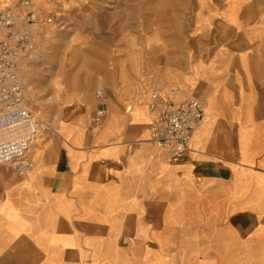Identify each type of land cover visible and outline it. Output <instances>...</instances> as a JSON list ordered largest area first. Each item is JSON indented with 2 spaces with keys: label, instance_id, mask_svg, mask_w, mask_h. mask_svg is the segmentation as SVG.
Wrapping results in <instances>:
<instances>
[{
  "label": "crops",
  "instance_id": "0c3cea01",
  "mask_svg": "<svg viewBox=\"0 0 264 264\" xmlns=\"http://www.w3.org/2000/svg\"><path fill=\"white\" fill-rule=\"evenodd\" d=\"M192 9L175 66L145 64L87 106L69 91L29 170L0 164V264H264V0ZM168 83L206 102L179 162L150 139V89Z\"/></svg>",
  "mask_w": 264,
  "mask_h": 264
},
{
  "label": "rangeland",
  "instance_id": "374dc122",
  "mask_svg": "<svg viewBox=\"0 0 264 264\" xmlns=\"http://www.w3.org/2000/svg\"><path fill=\"white\" fill-rule=\"evenodd\" d=\"M19 1L13 3L15 10ZM69 1L65 13L46 14L31 1L39 24L22 23L23 11L17 10L16 25L32 37L30 52L20 60L26 104L47 120L35 141L48 132L60 131V100L69 91L86 96L87 106L86 100L97 97L98 90L107 93L126 84L122 70L127 77L142 80L145 64L152 70L175 66L177 45L185 50L191 45L187 32L197 0ZM48 17L52 21L48 22ZM54 80L62 85L58 99L53 96ZM172 85L175 83L156 85L150 93Z\"/></svg>",
  "mask_w": 264,
  "mask_h": 264
},
{
  "label": "built area",
  "instance_id": "2783aa9c",
  "mask_svg": "<svg viewBox=\"0 0 264 264\" xmlns=\"http://www.w3.org/2000/svg\"><path fill=\"white\" fill-rule=\"evenodd\" d=\"M31 0H20V21L32 24L38 14ZM12 6L0 9V164L12 166L20 174L31 167L28 151L47 120L26 104L27 88L20 77V60L31 50L32 37L16 25L19 21ZM52 21V17L46 19ZM39 22V21H38ZM104 91L98 90L102 96ZM178 86L155 88L150 93L149 109L154 118L149 124L150 139L172 162L181 161L191 147L195 126L205 115L206 102L199 98H180ZM107 116L104 107L97 109L94 121Z\"/></svg>",
  "mask_w": 264,
  "mask_h": 264
},
{
  "label": "bare ground",
  "instance_id": "6f19581e",
  "mask_svg": "<svg viewBox=\"0 0 264 264\" xmlns=\"http://www.w3.org/2000/svg\"><path fill=\"white\" fill-rule=\"evenodd\" d=\"M33 1V0H32ZM15 0H0V9L5 8V6H14ZM40 22H38L37 24H39ZM33 31H35L34 29H32ZM121 79L123 81V83H129L131 81V78L126 76V73L124 70H122V74H121ZM176 86H180L179 84L175 83ZM53 86H54V92H53V96L55 99L60 98V91L62 89V85L60 84L59 81L54 80L53 81ZM182 87V86H180ZM137 108H134L133 110H135ZM62 125L64 124L63 122L61 123Z\"/></svg>",
  "mask_w": 264,
  "mask_h": 264
}]
</instances>
